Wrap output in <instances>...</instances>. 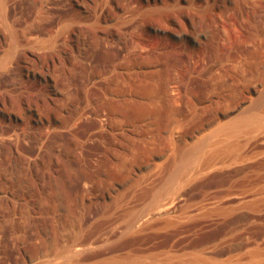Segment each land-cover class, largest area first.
I'll list each match as a JSON object with an SVG mask.
<instances>
[{
  "label": "rangeland",
  "instance_id": "rangeland-1",
  "mask_svg": "<svg viewBox=\"0 0 264 264\" xmlns=\"http://www.w3.org/2000/svg\"><path fill=\"white\" fill-rule=\"evenodd\" d=\"M0 264H264V0H0Z\"/></svg>",
  "mask_w": 264,
  "mask_h": 264
},
{
  "label": "bare ground",
  "instance_id": "bare-ground-1",
  "mask_svg": "<svg viewBox=\"0 0 264 264\" xmlns=\"http://www.w3.org/2000/svg\"><path fill=\"white\" fill-rule=\"evenodd\" d=\"M234 129H232V130H230V132H228L227 134H230L231 135V137L234 135ZM226 134V133H225ZM224 134V135H225ZM224 135H222V136H224ZM228 138H230V137H227V140H229ZM207 140H209V138L207 139ZM211 140V139H210ZM222 140V139H221ZM224 140V139H223ZM224 141H226V140H224ZM223 141V142H224ZM212 142H213V140H212ZM222 142V143H223ZM226 143V142H225ZM224 143V145H227V144H225ZM223 145V146H224ZM196 155H198V149H196V150H193L190 154H187L186 155V159L188 160V161H191L194 157H196ZM227 165V164H226ZM222 166V165H221ZM181 170V169H180ZM180 170H178V171H176L175 172V174L173 175V177H172V179H171V184L173 183H175L181 176H180ZM183 171H185V170H183ZM182 174V173H181ZM156 214H159V213H156ZM159 216V215H158ZM150 217V216H149ZM156 217H157V215H156ZM120 230V229H119ZM127 232V231H126ZM123 234H125V232L123 233ZM122 234V235H123ZM116 235V234H115ZM123 237V236H122ZM117 238V237H116ZM124 239V238H123ZM118 240H120V238L118 239Z\"/></svg>",
  "mask_w": 264,
  "mask_h": 264
}]
</instances>
